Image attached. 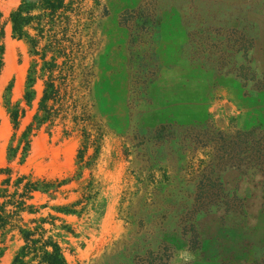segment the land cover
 Returning <instances> with one entry per match:
<instances>
[{
	"label": "rangeland",
	"instance_id": "1",
	"mask_svg": "<svg viewBox=\"0 0 264 264\" xmlns=\"http://www.w3.org/2000/svg\"><path fill=\"white\" fill-rule=\"evenodd\" d=\"M21 3L0 0V264L21 229L67 264H264V0H65L53 22L36 6L40 49L56 36L69 60L71 109L34 129L24 163L8 150L45 82L28 103L42 61L13 35Z\"/></svg>",
	"mask_w": 264,
	"mask_h": 264
},
{
	"label": "trees",
	"instance_id": "2",
	"mask_svg": "<svg viewBox=\"0 0 264 264\" xmlns=\"http://www.w3.org/2000/svg\"><path fill=\"white\" fill-rule=\"evenodd\" d=\"M36 6H40L45 11L50 12L48 14L49 16H52V20H50V22H53V19L57 16V12L65 7V0H35L34 2L31 0H22L19 8L11 15L14 37L26 40L30 46L31 56L39 57L42 61L40 64L38 60H33L29 70L25 94V100L28 103H31L34 100L36 92L33 88L38 79L44 80L45 82L43 96L39 103L38 112L34 117L33 123L23 133L19 145L16 148H13V145L11 144L8 150V158L10 161L14 160L17 153L21 150L23 155L21 163H24L29 153V137L32 135L34 129L39 130L48 123L51 127L55 126L57 120L65 122L70 115L71 109V106H69L71 97H69L68 92V80L70 74L67 69L69 60L62 65L58 64V60L62 56V50H60L62 49V46L56 39V36H51L48 43L40 49L41 42L46 38L44 35L45 25L43 24V16L36 17L32 15V10ZM33 23H36V36H31L28 31V27ZM49 52L52 53V57L50 60H47ZM7 107L11 115L12 122L14 126L17 127L21 113L20 108L16 105L12 106L9 101L7 103ZM22 144H24L23 147H21ZM21 181L22 180L20 179L18 183H21ZM9 182L10 179L6 180L4 183L8 184ZM46 187L48 186L46 185ZM27 189L31 191H38L40 190V187L28 184ZM6 192L7 190H1L0 197L4 196ZM24 206L25 204L23 202L18 203L17 210H25L23 209ZM3 207L0 210L5 211V208ZM59 210L63 212H72L66 207ZM6 224V216L0 212V228H3ZM20 232L26 242V245L18 253L13 264H30L26 261V258L32 255L34 259H39L38 264H67L60 246L51 238L46 240L43 239V237L34 239L33 237L36 235V230L31 232L26 229H21Z\"/></svg>",
	"mask_w": 264,
	"mask_h": 264
}]
</instances>
